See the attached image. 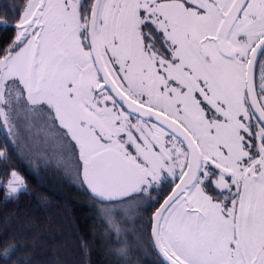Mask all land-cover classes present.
Returning <instances> with one entry per match:
<instances>
[{"label":"snow or ice","instance_id":"1","mask_svg":"<svg viewBox=\"0 0 264 264\" xmlns=\"http://www.w3.org/2000/svg\"><path fill=\"white\" fill-rule=\"evenodd\" d=\"M0 8V30L15 33L0 45L6 137L19 138L21 110L49 122L109 223L159 203L155 264H264V0ZM0 189L11 198L27 185L13 170ZM0 249V264H21L19 246ZM133 251L116 253L131 264Z\"/></svg>","mask_w":264,"mask_h":264},{"label":"trees","instance_id":"2","mask_svg":"<svg viewBox=\"0 0 264 264\" xmlns=\"http://www.w3.org/2000/svg\"><path fill=\"white\" fill-rule=\"evenodd\" d=\"M14 2L22 13L27 0ZM4 16L5 10L0 8V19ZM8 19L15 23L11 16ZM14 34V29L0 30V45H6ZM23 117L21 110L23 130L19 138L6 137V130H0V151L10 157L0 158V178L6 179V173L15 170L27 185L26 192L11 198L0 189V241L19 246L14 260L21 264H123L112 250L127 242L134 249L131 264H155L151 221L159 203L140 207L141 212L132 221L131 227L140 234L148 257L144 258L132 246V237L121 242V231L112 227L109 232L105 213L100 214L103 204L93 198L71 167L72 152L66 141L44 119ZM9 138L15 143H9Z\"/></svg>","mask_w":264,"mask_h":264},{"label":"rangeland","instance_id":"3","mask_svg":"<svg viewBox=\"0 0 264 264\" xmlns=\"http://www.w3.org/2000/svg\"><path fill=\"white\" fill-rule=\"evenodd\" d=\"M9 135L11 137L13 136L11 134H9ZM18 174L21 175L19 172H18ZM151 195L154 197V192L151 193ZM104 207H105V205H101L100 209L102 210ZM140 212H141V208L140 207H137L134 211H127V210H121L119 212L113 211L111 213L112 222L109 223V232L111 233L112 227L115 230L119 229V231H121L119 233H121V236L123 238V239L120 240L121 242L124 241L125 239H128L129 237H132V239L135 240L134 244L132 246H134L137 251H141L140 254L144 258H148L146 256L145 250H143V244L141 243L142 241L140 240V234L138 233L137 230L135 232L134 228L131 227L132 221L136 218V216ZM100 214H101V216L103 215L102 211H101ZM105 217H106V214H105ZM106 220L108 221V219H106ZM133 223H134V221H133ZM112 251H113V253H116V250H112ZM116 256L121 260V258L117 255V253H116Z\"/></svg>","mask_w":264,"mask_h":264},{"label":"flooded vegetation","instance_id":"4","mask_svg":"<svg viewBox=\"0 0 264 264\" xmlns=\"http://www.w3.org/2000/svg\"><path fill=\"white\" fill-rule=\"evenodd\" d=\"M257 75H258V73H257ZM168 191V189H166L162 194H161V197H163V195L166 193ZM160 197V198H161Z\"/></svg>","mask_w":264,"mask_h":264},{"label":"water","instance_id":"5","mask_svg":"<svg viewBox=\"0 0 264 264\" xmlns=\"http://www.w3.org/2000/svg\"><path fill=\"white\" fill-rule=\"evenodd\" d=\"M89 191V190H88ZM90 192V191H89ZM159 208V207H158ZM154 215V214H153Z\"/></svg>","mask_w":264,"mask_h":264}]
</instances>
